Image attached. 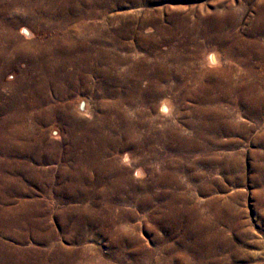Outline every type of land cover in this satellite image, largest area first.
I'll use <instances>...</instances> for the list:
<instances>
[{"label":"rangeland","instance_id":"374dc122","mask_svg":"<svg viewBox=\"0 0 264 264\" xmlns=\"http://www.w3.org/2000/svg\"><path fill=\"white\" fill-rule=\"evenodd\" d=\"M0 264H264V0H0Z\"/></svg>","mask_w":264,"mask_h":264},{"label":"bare ground","instance_id":"6f19581e","mask_svg":"<svg viewBox=\"0 0 264 264\" xmlns=\"http://www.w3.org/2000/svg\"><path fill=\"white\" fill-rule=\"evenodd\" d=\"M216 56H217V55H216ZM216 56H214V54H213V55L209 58L208 62L210 61V59H211L212 61H214V60L216 59ZM212 63H213V62H212ZM212 63H211V64H212ZM206 64H207V62H206ZM208 64H209V63H208ZM79 103H80V102H79ZM79 103L76 102V105H79ZM81 103H82V101H81ZM81 103H80L79 107H80V108H86V107L84 106V104L82 105ZM83 103H84V102H83ZM85 104H86V103H85ZM73 105H74V104H73ZM167 108H168V103H164V104H163V109H167ZM78 109H79V108H78ZM168 110H169V109H168ZM163 113H164V112H163ZM127 156H128V155H127ZM127 156H126V157H121V158L126 159L127 162H128L129 160H128V157H127ZM129 158H130V157H129ZM122 160H123V159H122ZM122 162H124V161H122Z\"/></svg>","mask_w":264,"mask_h":264}]
</instances>
